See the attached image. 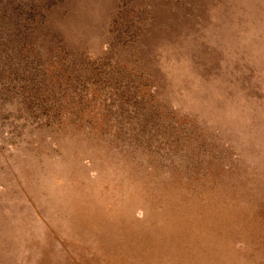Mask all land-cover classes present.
<instances>
[{"label":"rangeland","instance_id":"rangeland-1","mask_svg":"<svg viewBox=\"0 0 264 264\" xmlns=\"http://www.w3.org/2000/svg\"><path fill=\"white\" fill-rule=\"evenodd\" d=\"M263 44L264 0H0V264L263 263Z\"/></svg>","mask_w":264,"mask_h":264},{"label":"bare ground","instance_id":"bare-ground-1","mask_svg":"<svg viewBox=\"0 0 264 264\" xmlns=\"http://www.w3.org/2000/svg\"><path fill=\"white\" fill-rule=\"evenodd\" d=\"M259 44H260V43H259ZM263 45H264V44H263ZM200 46H201V44H200ZM255 47H256V46H255ZM260 49H261V48H260ZM254 50H256V52H257L256 54H258V51H257L258 49L254 48V46H253V50H251V52H249V53H250V54H251L252 52L254 53V52H255ZM263 50H264V47H263ZM260 52H263V54H264V51H260ZM260 54H261V53H260ZM261 55H262V54H261ZM261 55H260V56H261ZM263 56H264V55H262L261 57H263ZM178 74H179V73H178ZM176 76H177V75H176ZM176 76H173V77L176 78ZM160 79H161V78H160ZM169 82H170V81H169ZM174 82H175V81H174ZM170 83H172V82H170ZM170 83H169V84H170ZM201 83L203 84V82H201ZM202 84H201V85H202ZM175 85H177V84H175ZM204 85H205V84H204ZM208 85H209V84H208ZM205 86H206V85H205ZM205 86H204V87H205ZM209 86H210V85H209ZM222 86H223V85H222ZM245 86H246V84H245ZM204 87H203V88H204ZM206 87H207V86H206ZM214 87H215V86H214ZM216 87H218L217 84H216ZM191 88H192V87H191ZM210 88H211V87H210ZM218 88H219V87H218ZM218 88H215L214 90H216V89L218 90ZM207 89H208V88H207ZM176 90H177V89H176ZM179 90H180V89H179ZM204 90H205V89H204ZM212 90H213V89H212ZM219 90H220V89H219ZM172 91H173V89H172ZM180 91H181V90H180ZM191 91H192V90H191ZM205 91H206V90H205ZM205 91H203V92H205ZM220 91H221V90H220ZM177 92H178V91H177ZM197 92H198V91H197ZM201 92H202V91H201ZM172 93H173V92H172ZM180 93H182V91H181ZM192 93H193V91H192ZM205 93H206V92H205ZM207 93H210V95H211V92L208 91ZM219 93H220V92H219ZM168 94H169V93H168ZM173 94H174V93H173ZM173 94H171V96H172ZM193 94H194V93H193ZM221 94H222V93H221ZM169 95H170V94H169ZM175 95H176V94H175ZM200 95H201V94H200ZM202 95H206V94H203V93H202ZM190 96H191V95H190ZM198 96H199V93H198V95H197V98H199ZM207 96H208V95H207ZM169 97H170V96H169ZM195 97H196V96H195ZM201 97H202V96H201ZM203 97H204V96H203ZM212 97H213V96H212ZM221 97H222V96H221ZM184 98H185V97H184ZM186 98H187V97H186ZM222 98H223V97H222ZM211 99H212V98H211ZM211 99H210V101H211ZM201 100H202V99H201ZM203 100H204V99H203ZM203 100H202V102H203ZM212 101H214V100H212ZM212 101H211V102H212ZM217 101H218V100H217ZM217 101H216V102H217ZM226 101H227V100H226ZM198 102H200V101H198ZM211 102H210V104H211ZM221 102H222V101H221ZM253 102H254V101H253ZM255 102H258V101L255 100ZM222 103L226 104L225 101L222 102ZM222 103H221V104H222ZM259 103H260V102H259ZM199 104H200V103H199ZM206 104H208V103L206 102ZM210 104H209V105H210ZM212 104H213V102H212ZM224 104H222V105H224ZM232 104H233V103H232ZM209 105H208V106H209ZM226 105H227V104H226ZM199 106H200V105H199ZM204 106H205V103H204ZM204 106H203V107H204ZM208 106H207V107H208ZM213 106L215 107V105H213ZM231 106H232V105H231ZM257 106L260 107V104L257 105ZM261 106H262V107H260V108H262L263 110H262V109H259V110L264 111V104L261 105ZM210 107L212 108V105H210ZM222 107H223V108H222ZM222 107H221V109L224 110L225 105L222 106ZM255 107H256V104H255ZM258 107H257V108H258ZM198 108H199V107H198ZM202 109H203V108H202ZM207 109H208V108H207ZM215 109H216V108H215ZM239 109H240V108H239ZM239 109H238L237 111H236V109H235L234 112L237 113V112L239 111ZM209 110H211V109L209 108ZM216 110H217V109H216ZM242 110H243V109H242ZM254 110H256V109L254 108ZM203 111L207 112L206 109H205V107H204ZM213 111H215V110H213ZM213 111L211 110L210 113H213ZM217 111H218V110H217ZM219 111H220V110H219ZM219 111H218V113H219V116L221 117V115H220L221 112H219ZM252 111H253V110H252ZM262 111H258L257 114H258V115L261 114ZM205 112H204V113H205ZM222 112H223V111H222ZM234 112H233V113H234ZM260 112H261V113H260ZM218 113L216 112L215 114L217 115ZM255 113H256V112H255ZM263 113H264V112H263ZM215 114H214V115H215ZM237 114H238V113H237ZM205 115H207V114L205 113ZM248 115H249V114H248ZM207 116H208V115H207ZM263 116H264V115H263ZM222 117H223V115H222ZM259 117H260V115H259L258 117H256L258 122H259V120H258ZM207 118H208V117H207ZM207 118H206V119H207ZM216 118H217V117H216ZM219 119H220V118L218 117V120H219ZM259 119H260V118H259ZM223 120H224V119H221L220 121H223ZM251 120H252V119H251ZM231 121H232V120H231ZM255 121H256V120H255ZM257 121H256V123H257L258 126H256V125H255L256 123H255L252 129H254V127L256 126L255 129L257 130V128L260 127L259 124L263 122L262 120H260L259 123H258ZM224 122H225V120H224ZM221 124H222V123H221ZM221 124H219V125H221ZM225 124L227 125V123H224V125H225ZM230 124H231V123H229V125H227V126H228V128L232 129L231 126L234 124V122H233L232 125H230ZM262 124H263V123H262ZM262 124H261V126H262ZM215 126H217L216 123H215ZM229 126H230V127H229ZM235 126H236V125H235ZM263 127H264V125H263ZM223 128H224V127H223ZM233 128H234V127H233ZM225 129H227V128H225ZM225 129H222V130H225ZM240 129H241V127H240ZM240 129H239V130H240ZM244 129H245V128L242 129V133H243V130H244ZM259 130H261V127H260V129H258V131H259ZM230 131H232V130H230ZM244 131H245V130H244ZM248 131H249V128H248ZM250 131H251V129H250ZM254 131H255V130H254ZM258 131H257V132H258ZM263 131H264V129L262 128V130L259 131V132H263ZM226 132H227V131H226ZM233 132H234V130H233ZM245 132H247V131H245ZM252 132H253V131H252ZM259 132H258V133H259ZM231 133H232V132H231ZM234 133H235V132H234ZM247 133H248V132H247ZM249 133H250L249 135H251V132H249ZM253 133H255V132H253ZM223 134H224V133H223ZM231 135H232V134H231ZM233 135H235V134H233ZM245 135H246V134H245ZM227 136H228V135H227ZM236 136H237V133H236ZM236 136H235V139L232 138V137H234V136H232L231 139H234V140L237 142L238 139H236ZM238 136H240V134H238ZM255 136H256V137H259V136H260V138H263V135L261 136L260 134H259V136H257V135H255ZM250 137L252 138L253 136H250ZM250 137H249V139H251ZM256 137H255L254 139H256ZM238 138H239V137H238ZM260 138H257V140L260 139ZM239 139L242 140L241 137H240ZM247 139H248V138H247ZM260 140H262V139H260ZM263 140H264V138H263ZM253 141H254V140H253ZM255 141H256V140H255ZM232 142H233V140H232ZM240 142H241V141H240ZM240 142H239V143H240ZM261 142H262V143L259 142L261 145L258 144V143L256 142L257 145H258V146H256V147H259V145H260L261 148L263 149V144H264V143H263V141H261ZM233 143H235V142H233ZM237 143H238V142H237ZM239 143H238V144H239ZM247 143H248V142H247ZM247 143H246V144H247ZM235 144H236V143H235ZM244 144H245V143H244ZM253 144H254V142H253L252 144L250 143V145H252V147L254 146ZM231 146H232V145H231ZM242 146H243V145H242ZM242 146H240V147H242ZM245 146H246V145H245ZM232 147H233V146H232ZM247 147H249L248 144H247ZM252 147H250V148H252ZM242 148H243V147H242ZM245 148H246V147H244L243 149H245ZM250 148H249V150H251ZM259 148H260V147H259ZM234 149H235V148H234ZM236 149H237V148H236ZM253 149H254V148H253ZM253 149H252V150H253ZM246 150H248V149L246 148ZM256 150H257V148H255V151H256ZM259 150H260V149H258L257 151H259ZM239 151H241V150H239ZM235 152H236V151H235ZM237 152H238V150H237ZM241 152H243V150H242ZM241 152H240V153H241ZM244 152H245V151H244ZM245 153H247V151H246ZM243 156H244V154H242V158H243ZM246 157H248V156H246ZM246 157H245V159H247ZM232 162H233V161H232ZM234 162H235V161H234ZM236 163H238V162L236 161ZM242 163H243V162H242ZM232 168H233V166H232ZM237 168H238V167H237ZM237 168H236V169H237ZM243 169H244V168H243ZM243 169H242V171H243ZM239 170H241V169H239ZM242 171H241V172H242ZM122 173H123V172H122ZM230 173H231V172H230ZM234 173H235V171H234ZM134 175H135V174H133V176H134ZM175 175H176V174H175ZM179 176H180V175H179ZM182 176H183V175H182ZM182 176H181V178H182ZM210 176H211V175H210ZM215 176H216V175H215ZM151 177H152V176H151ZM160 177H161V175H160ZM189 177H190V176H189ZM217 177H218V176H217ZM158 178H159V177H158ZM174 178H176V177L174 176ZM211 178H212V177H211ZM219 178H220V176H219ZM221 178H222V176H221ZM155 179H157V176L155 177ZM155 179H154V180H155ZM171 179H172V178H171ZM208 179H209V178H208ZM214 179H215V178H214ZM216 179H217V178H216ZM162 180L165 181L164 178H163ZM162 180H160V181H162ZM181 180H182V179H181ZM202 180H203V179H202ZM220 180H221V179H220ZM229 180H230V179H229ZM229 180H227V182H229ZM174 181H175V180H174ZM182 181H183V180H182ZM182 181H181V182H182ZM209 181H210V180H209ZM157 182H158V181H157ZM157 182H154V183L157 184ZM165 182H166V181H165ZM169 182H170V181H169ZM171 182H172V181H171ZM171 182H170V183H171ZM175 182H176V181H175ZM175 182H174V183H175ZM181 182H180V183H181ZM185 182H186V180H185ZM185 182H183V184H184ZM216 182H217V181H216ZM220 182H221V181H220ZM222 182H224V181H222ZM180 183H179V184H180ZM186 183H187V182H186ZM186 183H185V184H186ZM190 183H191V182H190ZM199 183H200V182H199ZM201 183H202V182H201ZM201 183H200V185H201ZM204 183H205V182H204ZM224 183H226V182H224ZM158 184H160V182H159ZM158 184H157V186H159ZM161 184H162V183H161ZM166 184H167V183H166ZM166 184H165V186H166ZM168 184H169V183H168ZM168 184H167V186H168ZM181 184H182V183H181ZM212 184L214 185V183H212ZM219 184H220V183H219ZM229 184H230V183H229ZM152 185H153V184H152ZM152 185H151L150 188H152ZM162 185H163V184H162ZM191 185H192V184H191ZM206 185H207V184H206ZM208 185H209V184H208ZM146 186H148V185H146ZM175 186H176V184H175ZM175 186H174V187H175ZM203 186H204V185H202V187H203ZM222 186H226V185L223 184ZM227 186H228V185H227ZM227 186H226V187H227ZM159 187H160V186H159ZM162 187H164V186H162ZM184 187H185V186H184ZM184 187H182V188H184ZM207 187H208V186H207ZM207 187L205 186L206 189H207ZM209 187H210V186H209ZM212 187H213V186H212ZM150 188H149V190H150ZM165 188H166V187H165ZM170 188H171V187H170ZM182 188H181V189H182ZM186 188H187V187H186ZM191 188H194V187H191ZM216 188H217V186H216ZM223 188H224V187H223ZM146 189H147V188H146ZM152 189H154V187H153ZM172 189H173V188H172ZM178 189H179V188H178ZM194 189H197V188H194ZM199 189H200V188H199ZM211 189H212V188L210 187V191H211ZM174 190H175V189H174ZM179 190H180V189H179ZM217 190H218V188H217ZM226 190H227V189H225V191H226ZM147 191H148V190H147ZM162 191H163V190H162ZM162 191H161V192H162ZM164 191H165V190H164ZM168 191H169V189L167 190V192H168ZM177 191H178V190H177ZM177 191H176L175 194L178 195ZM190 191H192V189H191ZM208 191H209V190H208ZM208 191L205 190L204 192H208ZM183 192H184V191H183ZM192 192H193V191H192ZM195 192L197 193V192H198V189H197V191H195ZM195 192H193V194H194ZM199 192H200V190H199ZM202 192H203V191H202ZM156 193H157V191L155 192V194H156ZM173 193H174V191H173ZM196 193H195V194H196ZM165 194L167 195L166 192H165ZM168 194H169V193H168ZM179 194H180V193H179ZM195 194L193 195V196H195L194 199H196V195H195ZM210 194H211V193H210ZM232 194H233V193H232ZM161 195H162V194H161ZM166 195H165V196H166ZM170 195H171V193H170ZM186 195H187V191H186ZM190 195H191V192H190ZM208 195H209V193H208ZM215 195H216V194H215ZM154 196H155V195H154ZM158 196H159V194H158ZM174 196H175V195H174ZM205 196H207V195L205 194ZM218 196H219V195H218ZM232 196H233V195H232ZM152 197H153V196H152ZM156 197H157V195H156ZM162 197H163V196H162ZM169 197H171V196H169ZM172 197H173V196H172ZM178 197H179V196L175 197L176 200H177ZM189 197H190V196H189ZM209 197H210V196H209ZM219 197H220V196H219ZM222 197H225V196L223 195ZM236 197H238V196H236ZM133 198H134V197H133ZM173 198H174V197H173ZM182 198H183V197H182ZM207 198H208V197H207ZM210 198H211V197H210ZM210 198H208V199H210ZM214 198H216V197H214ZM217 198H218V197H217ZM220 198H221V197H220ZM153 199H154V198H153ZM163 199H164V197H163ZM163 199H162V200H163ZM165 199H166V200H163V201L166 202L168 198L165 197ZM170 199H171V198H170ZM185 199H187V198H185ZM133 200H134V199H133ZM155 200H156V199H155ZM172 200H173V199H172ZM174 200H175V199H174ZM178 200H179V199H178ZM189 200H191V199L189 198ZM199 200H200V199H198V202H199ZM216 200H217V199H216ZM218 200L221 202L222 199H221V200L218 199ZM223 200H224V199H223ZM223 200H222V203H223ZM92 201H93V200H92ZM159 201H160V200H159ZM163 201H162V202H163ZM182 201H183V200H181V204H182ZM184 201H185V200H184ZM191 201H192V200H191ZM191 201H190V203H191ZM151 202H152V198H151ZM156 202H157V201H156ZM167 202L170 203V205L168 204V206L171 207V202H170V201H167ZM195 202H196V201H194V203H195ZM210 202H211V200L209 201V203H210ZM212 202H213V201H212ZM215 202L217 203V201H215ZM215 202H214V203H215ZM94 203H95V204L97 203L98 205L100 204L99 202H94ZM160 203H161V202H160ZM175 203H176L175 205H179V204H178V201H176ZM199 203H200V202H199ZM204 203H205V202H204ZM209 203H208V204H209ZM216 203H215V204H216ZM162 204H163V203H162ZM165 204H166V203H165ZM173 204H174V203H173ZM181 204H180V205H181ZM184 204H185V203L183 202V205H184ZM200 204H201V203H200ZM220 204H221V203H219L218 205L220 206ZM93 205H94V204H93ZM93 205H92V206H93ZM101 205H102V204H101ZM103 205H104V204H103ZM103 205H102V206H103ZM154 205H155V203H154ZM163 205H164V204H163ZM166 205H167V204H166ZM183 205H182V207H181V206H180V207L183 208ZM189 205H190V204H189ZM194 205H195V204H194ZM205 205H206V204H205ZM205 205H204V206H205ZM216 205H217V204H216ZM233 205H234V203H233ZM96 206H97V205H96ZM96 206H94V207H96ZM142 206H144V205H142ZM142 206H141V208H143ZM168 206H167V207H168ZM192 206H193V205H191V207H192ZM213 206H214V205L212 204L211 207L213 208ZM252 206H254V205H252ZM99 207H100V208H99ZM123 207H125V206H123ZM174 207H175V206H174ZM177 207L179 208V206H177ZM184 207H185V208L187 207V202H186V205H185ZM191 207H190V208H191ZM201 207H202V206H201ZM233 207H234V206H233ZM233 207H232V208H233ZM250 207H251V206H250ZM255 207H256V206H255ZM96 208H97V207H96ZM96 208H93V209H92V213H93V210H95ZM101 208H102V207L99 205L98 208H97L98 210L96 209L97 212H98V215L96 214V216H98V217L100 218L99 221L101 220V222H102V218H101L102 216H101V217L99 216V215H101V214H99V212L101 213V211H99V209L101 210ZM153 208H154V206H153ZM153 208H152V209H153ZM162 208H163V207H162ZM175 208H176V207H175ZM188 208H189V207H187V209H188ZM193 208H194V207H193ZM195 208H196V206H195ZM195 208H194V209H195ZM214 208H215V207H214ZM214 208H213V209H214ZM220 208H221V207H219V209H220ZM252 208H254V207H252ZM127 209H128V208L126 207V209L123 210V211H124V212H125V211L127 212ZM170 209H173V207L170 208ZM170 209H169V210H170ZM196 209H197V208H196ZM196 209H195V210H196ZM147 210H148V209H147ZM160 210H161V209H158V208H157V211H158V212H161ZM169 210H168V211H169ZM175 210H176V209H175ZM190 210H192V209H190ZM202 210H203V209H202ZM209 210H210V209H209ZM214 210H215V209H214ZM225 210H226V209H225ZM253 210H254V209H253ZM121 211H122V210H121ZM130 211H131V210H130ZM151 211H152V210H151ZM151 211H150V212H151ZM163 211H164V210H162V212H163ZM173 211H174V210H173ZM181 211H182V210H181ZM181 211L179 210V212H181ZM185 211H186V210H185ZM188 211H189V210H188ZM198 211H199V210H198ZM212 211H213V210H212ZM221 211H222V209H221ZM97 212H95V213H97ZM141 212H142V211H141ZM171 212H172V211H171ZM206 212H208V211H206ZM209 212H211V211H209ZM214 212H216V210H215ZM105 213H106V212H105ZM118 213H119V212H118ZM118 213H117V214H118ZM145 213H146V212H145ZM153 213H155V214L157 215L156 212L153 211ZM164 213H165V212H164ZM168 213H169V212H168ZM195 213H196V211H195ZM195 213H194V214H195ZM198 213H199V212H198ZM201 213H202V212H201ZM201 213H200V214H201ZM212 213H213V212H212ZM212 213H210V214H212ZM216 213H217V212H216ZM218 213H219V212H218ZM222 213H223V212H222ZM228 213H229V211H228ZM256 213H257V212H256ZM33 214H34V213H33ZM117 214H116V215H117ZM120 214H121V213H120ZM122 214H123V212H122ZM126 214H127V213H126ZM151 214H152V213H151ZM155 214H154V216H155ZM185 214H186V213H185ZM185 214H184V215H185ZM203 214H204V213H203ZM92 215H93V214H92ZM113 215H115V214H113ZM113 215H112V218H113ZM141 215H142V214H141ZM141 215H140V216H141ZM163 215H166V216L168 217L169 214H168V215H167V214H163ZM201 215H202V214H201ZM201 215H200V216H201ZM207 215H208V214H207ZM212 215H214V214H212ZM217 215H218V214H217ZM231 215H232V214H231ZM110 216H111V215H110ZM127 216H128V214H127ZM127 216H126V217H127ZM131 216H132V215H130V217H131ZM151 216H152V215H151ZM166 216H165V217H166ZM170 216H171V215H170ZM170 216H169V218L171 219ZM191 216H192V215H191ZM215 216H216V214H215ZM234 216H235V215H234ZM246 216H247V215H246ZM255 216L261 217L262 215L259 216L258 213H257ZM98 217H97V219H98ZM118 217H119V215H118ZM130 217H129V220H130ZM132 217H134V216H132ZM132 217H131V219H133ZM144 217H145V215H144ZM167 217H166V219H168ZM181 217H182V216H181ZM184 217L186 218V216H184ZM184 217H183V219H184ZM192 217H193V216H192ZM202 217H203V216H202ZM217 217H218V216H217ZM217 217H216V218H217ZM224 217H226V216H224ZM232 217H233V215H232ZM88 218H89V217H88ZM112 218L110 219L111 221H112ZM114 218L118 219L117 217H114ZM119 218H121V217H119ZM190 218H191V217H190ZM199 218H200V217H199ZM213 218L215 219V217H213ZM229 218H230V217H229ZM229 218H228V219H229ZM261 218L263 219L264 217H261ZM261 218H260V219H261ZM123 219H124V216H123ZM143 219H144V218H142V220H143ZM152 219H153V218H152ZM160 219H161V218H160ZM163 219H164V218H163ZM163 219H161V221H162L161 223H163ZM172 219H173V218H172ZM191 219L194 221L193 218H191ZM200 219H201V218H200ZM226 219H227V218H226ZM226 219H225V220H226ZM236 219H237V218H236ZM65 220H66V219H65ZM103 220H104V223L102 222V223H100V224H102V225H103V224L108 225V227L110 228V225H111V224L109 225L107 222L105 223V221H106V218H105V217L103 218ZM107 220H108V219H107ZM158 220H159V217H158ZM158 220H157V222H158ZM245 220H246V219H245ZM250 220H251V219H250ZM49 221H52V220L49 219ZM97 221H98V220H97ZM123 221H124V220H123ZM153 221H154V222H153V224H154V223L156 222V219H155V220L153 219ZM164 221H166V220H164ZM167 221H168V220H167ZM205 221H206V220H205ZM207 221H208V219H207ZM232 221H233V220H232ZM235 221H236V220H235ZM256 221H257V217H256ZM256 221H255V222H256ZM108 222H109V220H108ZM145 222H146V221H145ZM169 222H170V221H169ZM180 222H181V221H180ZM208 222H209V221H208ZM214 222H215V221H214ZM226 222H228V221H226ZM233 222H234V221H233ZM257 222L259 223L260 221H257ZM257 222H256V223H257ZM110 223H111V222H110ZM113 223H114V222H113ZM127 223H129V222H127ZM131 223L135 224L134 222H131V221H130L129 224H131ZM138 223H139V222H138ZM146 223H147V222H146ZM146 223H144V224H146ZM159 223H160V222H159ZM165 223H166V222H165ZM174 223H175V222H174ZM182 223H183V222H182ZM194 223H195V221H194ZM194 223H193V224H194ZM202 223H204V222H202ZM223 223H224V222H223ZM223 223H222V226H223ZM237 223H238V221H237ZM237 223H236V224H237ZM247 223H248V220H247ZM247 223H246L245 225H247ZM250 223H251V222H250ZM258 223H257V224H258ZM62 224H63V223H62ZM129 224H128V225H129ZM133 224H131V228H132V225H133ZM140 224H141V223H140ZM142 224H143V223H142ZM153 224H152V225L150 224V225L153 227V226H154ZM167 224H168V223H167ZM236 224H235V225H236ZM242 224L244 225L243 222H242ZM248 224H249V223H248ZM259 224H260V223H259ZM261 224H263V226H264L263 221H262ZM50 225H51V224H50ZM79 225H80V224H79ZM150 225H149V226H150ZM158 225H159V224H158ZM164 225H165V224H164ZM176 225H177V224H176ZM183 225H184V224H183ZM188 225H189V224H188ZM196 225H197V224H196ZM198 225H199V223H198ZM211 225H212V221H211ZM231 225H232V224H231ZM233 225H234V224H233ZM238 225H239V223H238ZM245 225H244V226H245ZM252 225H254V224H252ZM90 226H92V225H90ZM146 226H147V225H146ZM200 226H201V225H200ZM206 226H207V224H206ZM213 226H214V225H213ZM219 226H220V224H219ZM240 226H241V225H240ZM48 227H50V226H48ZM74 227H75V226H73V228H74ZM111 227H112V226H111ZM133 227H134V226H133ZM141 227H142V226H141ZM158 227H159V226H158ZM202 227H203V225H202ZM202 227H201V228H202ZM207 227H208V226H207ZM220 227H221V226H220ZM223 227H224V226H223ZM257 227H258V226H257ZM260 227H262V226H260ZM95 228H98V227H95ZM95 228H94V229H95ZM102 228H103V227H102ZM105 228H106V227H105ZM109 228H108L107 230H109ZM131 228H130V229H131ZM155 228H156V227H154L153 229H155ZM159 228H160V227H159ZM168 228H169V226H168ZM187 228H189V226H188ZM187 228H186V229H187ZM193 228H194V227H193ZM196 228H198V227H196ZM221 228H222V227H221ZM225 228H226V227H225ZM247 228H249V227H247ZM247 228H246V229H247ZM145 229H146V228H145ZM161 229H162V228H160V230H161ZM204 229H205V227H204ZM207 229H210V228H207ZM215 229H216V228H215ZM81 230H82V229H81ZM107 230H106V231H107ZM141 230H142V229H141ZM143 230H144V228H143ZM157 230H158V229L156 228V231H157ZM196 230H197V229H196ZM216 230H217V229H216ZM230 230L233 231V228H231ZM242 230H243V229H242ZM56 231H57V230H56ZM87 231H88V230H87ZM95 231H96V230H95ZM95 231H94V232H95ZM104 231H105V229H104ZM106 231H105V232H106ZM136 231L138 232V230H136ZM162 231H163V229H162ZM165 231H166V229L164 230V232H165ZM184 231H185V230H184ZM186 231H187V230H186ZM200 231H201V229H200ZM214 231H215V230H214ZM217 231H218V230H217ZM225 231H226V230L224 229V232H225ZM252 231H253V230H252ZM255 231H256V230H255ZM255 231H254V232H255ZM257 231H259L258 228H257ZM260 231H263V230L260 229ZM79 232H80V231H79ZM102 232H103V231H102ZM102 232H101V233H102ZM105 232H104V235H105ZM191 232H192V231H191ZM191 232H189V233H191ZM207 232H208V231H207ZM234 232H236V231L234 230ZM241 232H242V231H241ZM81 233H82V232H81ZM92 233H93V232H91V234H92ZM108 233H109V232H108ZM108 233H107V234H108ZM130 233H131V232H130ZM160 233H161V231H160ZM201 233H202V231H201ZM208 233H209V232H208ZM219 233H220V232H219ZM243 233H244V231H243ZM262 233H264V232H262ZM86 234H87V233H86ZM86 234L84 233V237H85ZM107 234H106V235H107ZM167 234H168V233H167ZM224 234H225V233H224ZM224 234H222V235H224ZM87 235H88V234H87ZM87 235H86V237H89V236H87ZM159 235L161 236V234H159ZM164 235H165V234H164ZM183 235L186 236V235H187V232H186V234H183ZM199 235H200V233H199ZM204 235H206V234L204 233ZM210 235H211V234H210ZM242 235H244V234H242ZM93 236H95V238H96V234H95V235L93 234ZM93 236H92V238H93ZM109 236H110V234L108 235V238H109ZM142 236H143V234H142ZM173 236H174V234H173ZM200 236H201V235H200ZM216 236H217V235H216ZM216 236H215L214 238H216ZM233 236H234V234H233ZM255 236H256V235H255ZM258 236H259V235H258ZM106 237H107V236H106ZM110 237H111V236H110ZM169 237H170V236H169ZM182 237H183V236H182ZM186 237H188V241H190V240H189V236H186ZM201 237H202V236H201ZM208 237H209V236H206L207 239L210 238V237H209V238H208ZM261 237H262V236H261ZM263 237H264V236H263ZM89 238H90V237H89ZM95 238H93V239H95ZM178 238H179V237H178ZM194 238H195V236H194ZM198 238H200V237H198ZM211 238H213V237L211 236ZM158 239H160V238L158 237ZM164 239H166V238H164ZM164 239H163V240H164ZM170 239H171V238H170ZM173 239H174V238H173ZM173 239H172V240H173ZM185 239H186V238H185ZM202 239H203V237H202ZM202 239H201V240H202ZM204 239H205V237H204ZM242 239H243V238H242ZM259 239H260V238H259ZM172 240H171V241H172ZM175 240H176V239H175ZM175 240H174V241H175ZM178 240H179V239H178ZM180 240H181V237H180ZM194 240H195V239H194ZM196 240H197V239H196ZM201 240H200V241H201ZM211 240H212V239H211ZM263 240H264V239H263ZM263 240L261 239L262 242H263ZM92 241H93V240H92ZM92 241H91V243H92ZM164 241L167 242V241H169V240L167 239V240H164ZM171 241L169 242V244H172V245H173V243H172ZM176 241H177V240H176ZM183 241H185V240L183 239ZM198 241H199V240H198ZM198 241H197V242H198ZM203 241H204V240H203ZM212 241L214 242L215 240H212ZM88 242H89V241H88ZM110 242H111V240H110ZM121 242H122V241H121ZM191 242H192V240H191ZM206 242H207V240H206ZM218 242H219V241H218ZM93 243H94V242H93ZM179 243H180V242H179ZM198 243H199V242H198ZM204 243H205V241H204ZM258 243H261V242H258ZM161 244H163V243H161ZM174 244L176 245V243H174ZM199 244H201V242H200ZM199 244H198V245H199ZM205 244L208 245V243H205ZM218 244H219V243H218ZM222 244H223V243H222ZM263 244H264V243H263ZM42 245H43V244H42ZM172 245H171V246H172ZM177 245H178V244H177ZM185 245H186V243H185ZM193 245H194V244H192V246H193ZM224 245H225V242H224ZM227 245H228V244H227ZM61 246H62V245H61ZM63 246H64V245H63ZM162 246L165 247V245H162ZM166 246H167V245H166ZM180 246H181V245H180ZM192 246L190 245L191 248H192ZM204 246H206V245H204ZM259 246H260V244H259ZM169 247H170V246H169ZM197 247H198V246H197ZM199 247H201V246H199ZM206 247H207V246H206ZM216 247H217V246H216ZM263 247H264V246H263ZM24 248H25V247H24ZM26 248H27V247H26ZM45 248H46V247H45ZM82 248H84V247H82ZM160 248H161V247H160ZM160 248H158V250H159ZM165 248H166V247H165ZM165 248L160 249V251L163 250V249H165ZM172 248H175V249L177 250L178 246H177V248H176V246L173 245ZM201 248H202V247H201ZM59 249H60V248H59ZM61 249H62V248H61ZM166 249L168 250V248H166ZM166 249H165V250H166ZM216 249H217V248H216ZM16 250H17V247H16ZM18 250H20V249H18ZM24 250H25V249H24ZM27 250L29 251L28 248H27ZM44 250H45V249H44ZM70 250H71V249H70ZM169 250H170V249H169ZM169 250H168V251H169ZM176 250H174V251H176ZM178 250H179V249H178ZM182 250H183V249H182ZM184 250H185V248H184ZM184 250H183V254H185V253H184ZM203 250H204V249H203ZM205 250H206V248H205ZM214 250H215V249H214ZM218 250H219V249H218ZM223 250H224V249H223ZM225 250H226V249H225ZM21 251H22V249H21ZM21 251H20V252H21ZM28 251H27V252H28ZM163 251H164V250H163ZM168 251H166L167 254L169 253ZM187 251H188V250H187ZM220 251H222V249L219 250V253H220ZM226 251H227V250H226ZM228 251H229V250H228ZM18 252H19V251H18ZM18 252H15V253H18ZM38 252H39V251H38ZM94 252H95V251H94ZM180 252H181V247H180V251H179L178 253L181 254ZM185 252H186V250H185ZM197 252H199V251H197ZM206 252H207V251H206ZM213 252H214V251H213ZM223 252H224V251H223ZM223 252H222V253H223ZM22 253H23V252H22ZM39 253H40V252H39ZM39 253H38V254H39ZM173 253H174V252H173ZM250 253H251V252H250ZM26 254H27V253H26ZM32 254H33V253H32ZM45 254H46V253H45ZM91 254H93V252H92ZM167 254H166V255H167ZM169 254H170V253H169ZM183 254L181 255L182 257H184ZM187 254H188V253H187ZM187 254H186V255H187ZM189 254H190V253H189ZM195 254H196V251H195ZM209 254H210V253H209ZM251 254H252V253H251ZM262 254H263V253H261V255H262ZM22 255H24V254H22ZM33 255H34V254H33ZM33 255H32V257H34ZM94 255H95V254H94ZM97 255H98V254H97ZM147 255H148V254H147ZM172 255H173V254H172ZM244 255H245V254H244ZM244 255L242 254V256H244ZM248 255H249V254H248ZM248 255H246V256H248ZM253 255H255V253L252 254V257H250V259L253 258ZM26 256H28V254H27ZM30 256H31V255H30ZM30 256H28V258H29ZM151 256H152V255H151ZM197 256H198V255H197ZM197 256H196V257H197ZM246 256H244V258H245ZM158 257H159V256H158ZM165 257H166V256H165ZM182 257H181V258H182ZM207 257H208V255H207ZM26 258H27V257H26ZM28 258H27V260H28ZM38 258H39V256H38ZM44 258H45V257H44ZM98 258H99V256H98ZM189 258H190V257H189ZM189 258H187V259H189ZM192 258L194 259V257H192ZM199 258H202V257L199 256ZM215 258H216V257H215ZM218 258H219V257H218ZM263 258H264V255H263ZM35 259H36V258H35ZM35 259H34V260H35ZM173 259H174V258H173ZM178 259H179V258H178ZM219 259H220V258H219ZM239 259H241V258H238L237 261H239ZM247 259H249V258H247ZM250 259H249V260H250ZM22 260L25 261V259H22ZM29 260H30V259H29ZM163 260H165V259H163ZM163 260H162V261H163ZM190 260H191V259H190ZM20 261H21V260H20ZM36 261H37V260H36ZM36 261H34V263H35ZM158 261H159V258H158ZM160 261H161V260H160ZM160 261H159V262H160ZM170 261H171V260H170ZM179 261H180V260H179ZM193 261H195V260H193ZM201 261H202V260H201ZM250 261H251V260H250ZM255 261H257V260H255ZM259 261H260V260H259ZM261 261H262V260H261ZM30 262H32V261L30 260ZM130 262H131V261L129 260V263H130ZM164 262H165V261H164ZM187 262H188V261H187ZM234 262H236V261H234ZM239 262H242V263H243L244 260H241V261H239ZM239 262H238V264H239ZM252 262H254V261H252ZM199 263H200V261H199ZM199 263L197 262V264H199ZM202 263H203V262H202ZM221 263H222V261H221ZM221 263H220V264H221ZM223 263H224V262H223ZM227 263H228V262H227ZM229 263H230V262H229ZM244 263H245V262H244ZM248 263H249V261H248ZM248 263L246 262V264H248ZM258 263H259V262H258ZM19 264H20V263H19ZM182 264H184V263H182ZM200 264H201V263H200ZM216 264H217V263H216ZM232 264H234L233 261H232ZM249 264H251V263H249ZM253 264H254V263H253ZM255 264H256V263H255ZM259 264H260V263H259ZM261 264H264V262L261 263Z\"/></svg>","mask_w":264,"mask_h":264}]
</instances>
